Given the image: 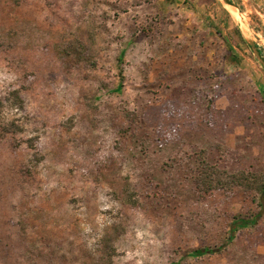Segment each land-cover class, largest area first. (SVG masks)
<instances>
[{
    "label": "rangeland",
    "instance_id": "374dc122",
    "mask_svg": "<svg viewBox=\"0 0 264 264\" xmlns=\"http://www.w3.org/2000/svg\"><path fill=\"white\" fill-rule=\"evenodd\" d=\"M215 1L0 0V97L18 89L24 100L3 110L15 125L0 139V264H260L264 218L226 251L190 255L220 243L251 203L198 197L185 166L130 158L120 133L119 100L149 131L173 128L184 149L206 144L221 168L264 169V0ZM233 26L244 44L231 51ZM89 35L94 63L75 52Z\"/></svg>",
    "mask_w": 264,
    "mask_h": 264
},
{
    "label": "trees",
    "instance_id": "16d2710c",
    "mask_svg": "<svg viewBox=\"0 0 264 264\" xmlns=\"http://www.w3.org/2000/svg\"><path fill=\"white\" fill-rule=\"evenodd\" d=\"M214 4H218L215 0H210ZM107 4V3H105ZM110 5V4H107ZM113 17L117 18L120 12H127L126 8L121 10L114 9ZM102 18L99 23V29L108 31L107 21L110 19V15L106 11L102 10L99 14ZM112 17V18H113ZM217 33H221L218 24L213 26ZM226 39L229 49L232 51V47L241 48V44L244 41L240 35L239 30L233 26L231 30L226 32ZM87 39H91L90 46L79 41V47L75 50L78 57L83 58L88 62H95L94 55L91 51V47L95 46L94 40L91 35L87 36ZM106 41V40H105ZM100 42H104L100 39ZM98 51H102L99 49ZM123 51L117 56L116 67L120 71L118 84L114 87L113 91L120 92L122 89V81L124 76L120 69V63L122 61ZM228 59L235 63H240V59L233 54L228 56ZM190 77L195 80L200 79V75L193 69H190ZM208 78H213L211 75ZM208 92L211 94L210 98L206 99V106L209 108L213 104V97L215 86H208ZM206 93V94H207ZM261 96L264 99V88L261 87ZM122 103L121 100H119ZM119 103V114H122L125 126L121 130V135L126 142L128 147V156L132 159L141 158L144 160H150L151 155H161L166 157V160L162 163L170 171L176 169V167L185 166L188 171L186 177L188 178L189 184L193 187V192L197 193L198 197H205L207 195H213L217 192H221L228 197L239 196L244 201L251 203L250 208L246 212L235 213L230 216L227 223L226 232L222 237V240L218 244L209 246H202L199 249L190 252L193 257H204L211 256L214 254H220L232 247L240 233L252 234L253 230H256L260 222L264 218V169L250 170L240 169L236 171H229L225 168H221L217 162L209 160L208 148L206 144L199 145L193 142L188 145V150L183 148L185 145L184 141L176 137L175 130L170 128L169 130H163L157 127V124L152 127L151 131L145 126V118L142 115V111L138 109H130L127 106H122ZM15 108L20 110L24 107V100L20 94V90L13 89L6 96L0 97V139L6 134L12 131V127L15 124L10 122L3 116V110L5 107ZM151 182L155 181L156 178L150 179ZM155 186L164 193L170 192V188L164 184L160 179L154 183ZM123 192L127 196H131L130 183L128 179H125L123 185ZM131 204H137V200L132 197L128 198ZM254 207V208H253ZM260 264H264V256Z\"/></svg>",
    "mask_w": 264,
    "mask_h": 264
},
{
    "label": "water",
    "instance_id": "95a60500",
    "mask_svg": "<svg viewBox=\"0 0 264 264\" xmlns=\"http://www.w3.org/2000/svg\"><path fill=\"white\" fill-rule=\"evenodd\" d=\"M225 4L229 5V6H232V7H235V4L231 1V0H222ZM248 46L252 49V45L251 43L248 42ZM253 50V49H252ZM254 51V50H253ZM261 64L264 68V61L261 59Z\"/></svg>",
    "mask_w": 264,
    "mask_h": 264
},
{
    "label": "bare ground",
    "instance_id": "6f19581e",
    "mask_svg": "<svg viewBox=\"0 0 264 264\" xmlns=\"http://www.w3.org/2000/svg\"><path fill=\"white\" fill-rule=\"evenodd\" d=\"M225 6H228V5H225ZM229 10H230V9H229ZM236 15H237V14H236ZM236 15H235V16H236ZM236 18H237V17H236ZM237 19H238V18H237ZM245 27H246V26H245Z\"/></svg>",
    "mask_w": 264,
    "mask_h": 264
}]
</instances>
